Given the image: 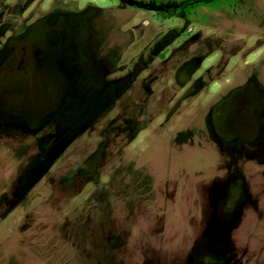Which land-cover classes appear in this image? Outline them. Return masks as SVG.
Returning <instances> with one entry per match:
<instances>
[{
	"label": "rangeland",
	"instance_id": "obj_1",
	"mask_svg": "<svg viewBox=\"0 0 264 264\" xmlns=\"http://www.w3.org/2000/svg\"><path fill=\"white\" fill-rule=\"evenodd\" d=\"M0 264H264V0H0Z\"/></svg>",
	"mask_w": 264,
	"mask_h": 264
},
{
	"label": "trees",
	"instance_id": "obj_2",
	"mask_svg": "<svg viewBox=\"0 0 264 264\" xmlns=\"http://www.w3.org/2000/svg\"><path fill=\"white\" fill-rule=\"evenodd\" d=\"M184 1H185V0H184ZM214 1H216V0H213V2H214ZM201 4H206V3H203L202 1H197V2L193 3L192 6H198V5H201ZM209 4H211V3H209ZM188 6H190V5H188Z\"/></svg>",
	"mask_w": 264,
	"mask_h": 264
}]
</instances>
